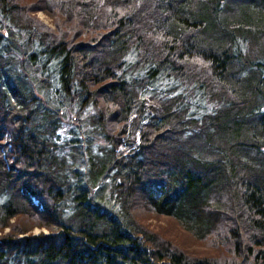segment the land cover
Segmentation results:
<instances>
[{
	"label": "trees",
	"instance_id": "1",
	"mask_svg": "<svg viewBox=\"0 0 264 264\" xmlns=\"http://www.w3.org/2000/svg\"><path fill=\"white\" fill-rule=\"evenodd\" d=\"M0 264H264V0H0Z\"/></svg>",
	"mask_w": 264,
	"mask_h": 264
},
{
	"label": "rangeland",
	"instance_id": "2",
	"mask_svg": "<svg viewBox=\"0 0 264 264\" xmlns=\"http://www.w3.org/2000/svg\"><path fill=\"white\" fill-rule=\"evenodd\" d=\"M38 18L45 22L46 24H50V19L47 18L44 14L38 13ZM98 144H101L100 141H96ZM148 224L155 231L160 232L166 238H169L176 242L182 249H185L189 252L198 254L199 251L203 252V248L198 245H195L189 238L187 234H185L182 230L177 228V226L166 218L153 219L148 221ZM41 230L34 229L33 233L38 234Z\"/></svg>",
	"mask_w": 264,
	"mask_h": 264
}]
</instances>
